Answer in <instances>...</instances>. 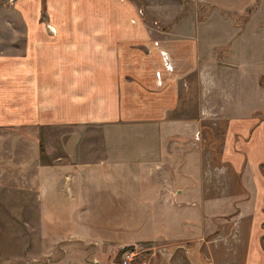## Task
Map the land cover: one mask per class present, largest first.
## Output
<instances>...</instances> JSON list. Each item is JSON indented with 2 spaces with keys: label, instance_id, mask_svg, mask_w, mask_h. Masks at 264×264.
<instances>
[{
  "label": "rangeland",
  "instance_id": "obj_1",
  "mask_svg": "<svg viewBox=\"0 0 264 264\" xmlns=\"http://www.w3.org/2000/svg\"><path fill=\"white\" fill-rule=\"evenodd\" d=\"M13 1L0 3V47L10 53L22 51L26 28ZM133 1L158 26L198 2ZM196 7L199 29L211 6ZM244 14L231 15L242 22ZM205 38L201 68L182 80L178 107L158 123H0V264H124L129 248L137 255L128 264H210L212 255L219 264H247L249 251L264 250V181L255 176L258 164L264 170V32L250 38L249 53L243 42L241 52L230 53L227 44L211 51L215 37ZM154 148L160 185L174 184V205L160 213L158 226L151 213H114L103 205L78 210L63 190L76 150L90 163L114 152L138 163ZM44 176L56 178L58 191L49 180L42 184ZM257 252L251 256H264Z\"/></svg>",
  "mask_w": 264,
  "mask_h": 264
},
{
  "label": "crops",
  "instance_id": "obj_2",
  "mask_svg": "<svg viewBox=\"0 0 264 264\" xmlns=\"http://www.w3.org/2000/svg\"><path fill=\"white\" fill-rule=\"evenodd\" d=\"M197 1L158 26L154 22L160 20L148 18L133 0H14L26 28L20 31L22 51L10 53L0 47V115L10 118L0 123L80 126L164 120L180 103L182 80L201 68V54L208 52L206 36L215 37L211 51L227 44L230 53L241 52L243 42L249 53L250 38L264 32V0ZM198 3L211 9L196 29ZM234 13L244 14L242 22ZM218 37L227 39L217 43ZM155 150L144 153L138 163L119 152L90 163L76 150L73 168L61 174L63 190H69L78 210L103 205L114 213H151L158 226L160 213L174 205V184L160 185L164 179L154 161ZM259 166L255 176L262 175L264 181ZM47 180L58 191L56 178L44 176L42 184ZM178 191L185 196V188ZM117 206L121 209L114 210ZM253 252L256 249L247 253V264L260 260L264 264V256L256 258ZM210 257V264L221 262L215 255Z\"/></svg>",
  "mask_w": 264,
  "mask_h": 264
},
{
  "label": "built area",
  "instance_id": "obj_3",
  "mask_svg": "<svg viewBox=\"0 0 264 264\" xmlns=\"http://www.w3.org/2000/svg\"><path fill=\"white\" fill-rule=\"evenodd\" d=\"M163 52L166 54L165 51H163ZM166 55H167V54H166ZM167 65H168L169 67H171V65L169 64L168 61H167ZM136 255H137V252H136L135 249H131V248L127 249V250L125 251L124 255H123V263H124V264H128L132 259H134V258L136 257Z\"/></svg>",
  "mask_w": 264,
  "mask_h": 264
}]
</instances>
